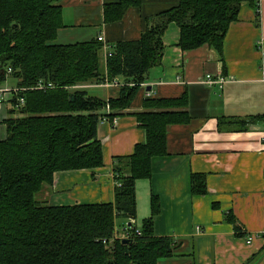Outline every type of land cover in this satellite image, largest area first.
I'll list each match as a JSON object with an SVG mask.
<instances>
[{
  "label": "trees",
  "instance_id": "1",
  "mask_svg": "<svg viewBox=\"0 0 264 264\" xmlns=\"http://www.w3.org/2000/svg\"><path fill=\"white\" fill-rule=\"evenodd\" d=\"M57 1L0 0V87L8 78L15 79L18 97L24 99L18 108L13 99V116L1 122L6 135L0 139V264H167L183 257L174 254L171 239L154 235L153 217L159 212L155 196L139 236L134 235L133 221L136 182L152 176L154 157L167 155L168 126L191 119L185 94L145 99L142 111L132 114L145 132V142L131 155L113 159L112 203L52 206L40 194L52 187L56 173L102 167L96 127L102 118L130 114L126 110L148 71L161 64L162 37L171 23L179 29L182 51L206 45L221 56L224 36L241 5L253 7L258 19L260 0H178L176 6L146 19L139 39L118 42L105 51L97 39L55 43L64 28ZM139 5L140 0L104 5L103 21L117 22L129 7ZM117 79L122 85L116 99L90 93V85ZM190 183L193 195L206 194L204 174H192ZM117 219L127 221L132 234L127 244L111 241ZM226 220L235 221L230 214ZM234 230L243 235L238 226ZM258 255L246 264L255 263Z\"/></svg>",
  "mask_w": 264,
  "mask_h": 264
},
{
  "label": "crops",
  "instance_id": "2",
  "mask_svg": "<svg viewBox=\"0 0 264 264\" xmlns=\"http://www.w3.org/2000/svg\"><path fill=\"white\" fill-rule=\"evenodd\" d=\"M117 2L58 0L64 28L55 43L74 44L101 36L104 46L112 50L118 42L139 39L145 20L176 6L178 0H140L119 21L105 23L103 6ZM259 12L256 19L253 7L241 5L224 36L221 56L206 45L182 51L179 29L171 23L162 37L161 64L148 71L126 110L130 114L117 117L114 127L107 121L96 127L102 167L54 174L50 194L43 200L52 206L112 203L113 159L131 155L136 145L145 142V132L132 114L142 111L145 99L185 94L191 119L168 126L167 155L154 157L152 176L136 182L133 226L139 230L151 217L155 196L159 212L153 217L154 235L171 239L174 254L183 255L167 264L193 260L196 264H246L257 254L253 264H264V0L259 2ZM207 74L228 81L220 88L209 87L204 84ZM121 85L117 79L90 85L89 90L99 99H116ZM4 86L16 88L15 79L8 78ZM10 115L12 103L6 101L0 105V139L6 135L1 122ZM239 124L246 125L240 130ZM192 174L205 175V195L192 194ZM228 214L234 223L226 220ZM118 220L121 230L127 227L126 220ZM234 226L241 228L242 236L236 235Z\"/></svg>",
  "mask_w": 264,
  "mask_h": 264
},
{
  "label": "built area",
  "instance_id": "3",
  "mask_svg": "<svg viewBox=\"0 0 264 264\" xmlns=\"http://www.w3.org/2000/svg\"><path fill=\"white\" fill-rule=\"evenodd\" d=\"M99 42L102 43L103 50H107L108 48L104 46V42L101 36L97 38ZM107 56H110V54H107ZM11 73V69H7V74L9 75ZM228 81L227 78L222 76L212 77L211 75L207 74L204 77V84H206L209 87L218 86L219 88L225 84ZM43 88L42 86L38 87V89ZM20 89L17 88H6V87H0V105L8 100H12L14 97V101L16 103V108L21 107L24 104V99L22 97H18V93L20 92ZM104 112L106 114L110 113V108L108 105L105 106ZM101 121H107L110 123L112 127L116 126L117 124V118H102ZM120 236H115V238H129L132 237V234L128 231L127 227L122 228ZM134 235L139 236L140 232L137 229L134 233ZM262 236L264 237V231L262 232ZM250 242V241H249ZM103 244H106V241L103 240Z\"/></svg>",
  "mask_w": 264,
  "mask_h": 264
},
{
  "label": "rangeland",
  "instance_id": "4",
  "mask_svg": "<svg viewBox=\"0 0 264 264\" xmlns=\"http://www.w3.org/2000/svg\"><path fill=\"white\" fill-rule=\"evenodd\" d=\"M91 93V92H90ZM50 188L48 189V187H45L42 191V194H40L41 198L40 199H44L47 197V195H45L47 192L50 194ZM122 222L120 220H118L117 222H115V229L116 231L120 232L121 231V224Z\"/></svg>",
  "mask_w": 264,
  "mask_h": 264
},
{
  "label": "bare ground",
  "instance_id": "5",
  "mask_svg": "<svg viewBox=\"0 0 264 264\" xmlns=\"http://www.w3.org/2000/svg\"><path fill=\"white\" fill-rule=\"evenodd\" d=\"M105 84H110V83H105ZM1 87H6V86H1ZM6 88H9V87H6ZM13 99H14V97H13ZM12 99V100H13ZM12 100H8V101H10L11 103H12ZM15 108H16V105H15ZM106 114V113H105ZM115 236H118V233H114V235H113V238L111 239V241H114V240H119V241H123V240H127L128 238H119V237H117V238H115ZM104 245H107V243L106 244H104Z\"/></svg>",
  "mask_w": 264,
  "mask_h": 264
},
{
  "label": "water",
  "instance_id": "6",
  "mask_svg": "<svg viewBox=\"0 0 264 264\" xmlns=\"http://www.w3.org/2000/svg\"><path fill=\"white\" fill-rule=\"evenodd\" d=\"M130 226V224H128V227ZM129 242V240H123L122 243L123 244H127Z\"/></svg>",
  "mask_w": 264,
  "mask_h": 264
}]
</instances>
